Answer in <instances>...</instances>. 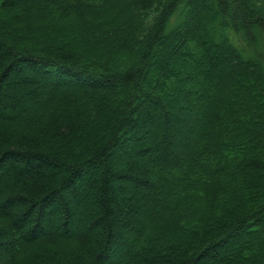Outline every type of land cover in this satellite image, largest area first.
Here are the masks:
<instances>
[{"label":"trees","instance_id":"1","mask_svg":"<svg viewBox=\"0 0 264 264\" xmlns=\"http://www.w3.org/2000/svg\"><path fill=\"white\" fill-rule=\"evenodd\" d=\"M0 264H264V0H0Z\"/></svg>","mask_w":264,"mask_h":264},{"label":"rangeland","instance_id":"2","mask_svg":"<svg viewBox=\"0 0 264 264\" xmlns=\"http://www.w3.org/2000/svg\"><path fill=\"white\" fill-rule=\"evenodd\" d=\"M170 50H171V46L166 48V52H169ZM152 60L158 61L159 57L154 56ZM228 63H230V62H227V64ZM229 65L232 68V70L236 69V66L234 64L230 63ZM219 66H220V64H219ZM204 95L210 98V91L206 90ZM179 108H176V109H178L177 111L175 110V108L173 110V114L175 116H177L178 121L181 122V124L177 126V130L180 131V132H178L179 135L177 137L178 138V140H177L178 146L177 147H178V150H181L183 152V154L187 155L186 150L190 148V145H194V143H195V140L193 139L194 135L191 134L192 133L191 130L195 128L194 130H196L197 132H199V131L204 132V131H202L203 128L196 121V118L194 115H191L190 113H188L186 111H183V109L181 107H179ZM211 110L213 111L214 109L211 108ZM201 112L204 116V123L209 121L210 120V114H211L210 109H208L207 106L201 105Z\"/></svg>","mask_w":264,"mask_h":264}]
</instances>
